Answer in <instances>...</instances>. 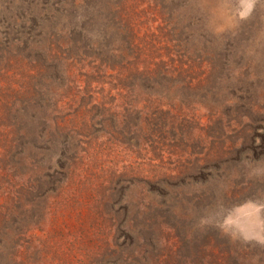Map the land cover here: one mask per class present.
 I'll use <instances>...</instances> for the list:
<instances>
[{
    "label": "rangeland",
    "instance_id": "1",
    "mask_svg": "<svg viewBox=\"0 0 264 264\" xmlns=\"http://www.w3.org/2000/svg\"><path fill=\"white\" fill-rule=\"evenodd\" d=\"M120 60L175 71L134 95L136 127L76 125ZM55 99L63 129H44ZM4 213L0 264H190L212 233L264 256V0H0Z\"/></svg>",
    "mask_w": 264,
    "mask_h": 264
},
{
    "label": "trees",
    "instance_id": "2",
    "mask_svg": "<svg viewBox=\"0 0 264 264\" xmlns=\"http://www.w3.org/2000/svg\"><path fill=\"white\" fill-rule=\"evenodd\" d=\"M119 12L121 13V11ZM119 21L123 22L121 20ZM126 27L129 26L126 25ZM188 31V27H183L182 35L185 37L183 41L188 39ZM109 51L111 53H116L121 50L120 48L111 46ZM110 64H112L110 68L103 69L99 67L97 69V74L99 77H102V81L100 82V85L102 86L100 92L101 94L104 93L101 96L102 100L99 103H97V100L95 101L94 92L92 90V83L96 77L93 76L91 78L92 82H87L90 89V100L92 102L95 101L97 104L89 108V104L83 103L76 108L72 113V120L76 125L79 123L83 127H89L88 122L90 120H88V117L92 115L93 111H96L101 117L102 124H107L111 128L119 126L116 125L117 122H120V125L127 124L133 118L137 119V122L134 124L136 127L141 116L144 111L149 108L151 102L145 100V105H143L139 103L140 101L134 98V95L143 93V90L147 92L149 89L151 90L153 86L159 85L162 81L171 80V76L173 75L172 71H175V69L172 68V66H168V64H143L131 60H126L125 62L120 60L116 63ZM150 65L155 67H151ZM180 65L183 66L181 62ZM108 69L113 71V73L106 74ZM192 69L193 67L187 68L186 70H183V67L176 68V70H178L177 73L179 74L177 75V78L179 79L183 73L191 74ZM189 77L185 76L184 80H182L179 85H185L187 88H191L192 84L190 80L192 78L191 76ZM88 79L90 80V77ZM187 79H189L188 82ZM104 95L105 97H103ZM34 96L35 97H32L30 95V97H27L29 103L35 98L41 97V94L35 93ZM57 103L58 99H55L53 108L44 110L43 116L39 119L40 124L44 129H48L50 126L59 130L63 129V126L57 122L64 120V117L60 115L62 114L63 109L58 110L56 107ZM12 106L7 102L4 112H6V116L9 117V120L14 122L16 115L13 113ZM160 107L161 106H158L153 109L151 112L152 117H149L148 120H152L153 122L159 120L157 118L162 115ZM113 109H123L126 114L123 115L116 112L111 113V110ZM111 131L117 135L116 137L118 138L125 136L119 129H113ZM1 217L0 233L4 232L7 225V213H4V216L1 215ZM194 249L195 252L190 264H264V256H260L257 249L251 248L249 244H240L236 241H232L226 236L218 235V233H212L207 238L197 241ZM14 256V259H16L17 252Z\"/></svg>",
    "mask_w": 264,
    "mask_h": 264
}]
</instances>
